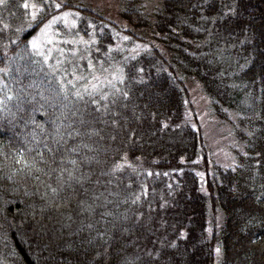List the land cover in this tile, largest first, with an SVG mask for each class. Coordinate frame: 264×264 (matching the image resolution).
<instances>
[{"label": "trees", "instance_id": "1", "mask_svg": "<svg viewBox=\"0 0 264 264\" xmlns=\"http://www.w3.org/2000/svg\"><path fill=\"white\" fill-rule=\"evenodd\" d=\"M117 4L132 29L85 0H0V264H264V0ZM66 9L101 52L116 31L146 42L105 93L30 44ZM192 79L232 166L185 116Z\"/></svg>", "mask_w": 264, "mask_h": 264}, {"label": "rangeland", "instance_id": "2", "mask_svg": "<svg viewBox=\"0 0 264 264\" xmlns=\"http://www.w3.org/2000/svg\"><path fill=\"white\" fill-rule=\"evenodd\" d=\"M116 22L122 29H132L118 14L117 0H85ZM158 0H143L147 10ZM77 12L63 10L50 17L31 38V46L54 69L59 70L66 82L80 92L105 93L121 79V68L114 62L115 54L134 55L146 45L130 37L123 31H116L113 43L101 52L93 35L85 38L73 33ZM132 32V31H131ZM135 34H138L134 30ZM154 42V41H152ZM189 96L185 116L190 124L199 127L212 160L224 166L235 162L234 148H240L232 137L230 122L217 118L208 108V97L197 80L188 81ZM200 176L203 173L200 172ZM216 259L219 252L216 250Z\"/></svg>", "mask_w": 264, "mask_h": 264}, {"label": "snow or ice", "instance_id": "3", "mask_svg": "<svg viewBox=\"0 0 264 264\" xmlns=\"http://www.w3.org/2000/svg\"><path fill=\"white\" fill-rule=\"evenodd\" d=\"M25 7H28V4L27 3H25V5H24ZM34 6V5H33ZM57 7H59V5H57ZM33 16H35V13H33ZM217 251H219V249H217Z\"/></svg>", "mask_w": 264, "mask_h": 264}]
</instances>
